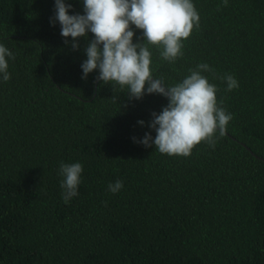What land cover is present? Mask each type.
I'll use <instances>...</instances> for the list:
<instances>
[{
    "label": "trees",
    "instance_id": "obj_1",
    "mask_svg": "<svg viewBox=\"0 0 264 264\" xmlns=\"http://www.w3.org/2000/svg\"><path fill=\"white\" fill-rule=\"evenodd\" d=\"M65 2L84 14L83 0ZM193 3L199 29L175 63L150 46L153 75L172 85L207 63L233 119L214 148L183 158L133 141L155 138L165 97L130 100L98 71L82 79L94 37L65 43L55 0H0V43L15 56L0 78V264H264V0ZM61 162L83 165L68 204Z\"/></svg>",
    "mask_w": 264,
    "mask_h": 264
},
{
    "label": "clouds",
    "instance_id": "obj_2",
    "mask_svg": "<svg viewBox=\"0 0 264 264\" xmlns=\"http://www.w3.org/2000/svg\"><path fill=\"white\" fill-rule=\"evenodd\" d=\"M226 7L228 0H223ZM72 8L65 0H55V16L52 26L58 22L60 35L72 39L71 47L78 50L79 38L94 37L85 53L82 63V79L98 71L96 79L104 85L118 86L129 99L141 100L145 94H157L168 100L166 107L157 114L153 112L148 127L155 131L145 133L142 140L133 141L145 148L155 150L169 157H190L201 144L215 147L217 134L223 137L233 116L218 102V88L202 75L214 73L207 63L189 69V74L178 83L166 85L153 75L152 51H159L162 60L175 63L183 57L185 42L194 30L200 27V15L193 0H83L84 14L69 15ZM135 29L143 33L142 43H133ZM14 54L0 43V78L11 79L8 59ZM226 82V91L239 88V82L232 74L221 77ZM144 125V121H139ZM83 165L79 162H61L59 175L62 199L68 204L79 192ZM123 188V181L109 184L113 194Z\"/></svg>",
    "mask_w": 264,
    "mask_h": 264
}]
</instances>
